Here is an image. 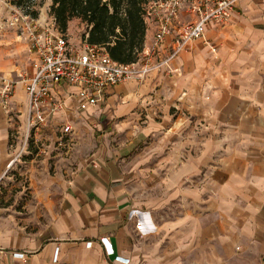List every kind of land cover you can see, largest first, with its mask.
I'll return each mask as SVG.
<instances>
[{"label":"crops","instance_id":"obj_1","mask_svg":"<svg viewBox=\"0 0 264 264\" xmlns=\"http://www.w3.org/2000/svg\"><path fill=\"white\" fill-rule=\"evenodd\" d=\"M10 31L0 89L2 76L34 70L28 41ZM26 101L19 83L15 109L0 103V264H264V0H237L160 71L60 111L36 141ZM152 187L180 206L159 222L141 199Z\"/></svg>","mask_w":264,"mask_h":264},{"label":"built area","instance_id":"obj_2","mask_svg":"<svg viewBox=\"0 0 264 264\" xmlns=\"http://www.w3.org/2000/svg\"><path fill=\"white\" fill-rule=\"evenodd\" d=\"M237 0H157L150 4L144 15L146 31L154 26L151 45H145L132 62L115 60L105 45L90 43L86 39L71 42L61 31L54 18L41 23L37 18L11 7L10 16L0 18V31L5 25L15 27L29 43L32 53V74H19L18 78L2 76L0 103L11 112L19 83L24 85L27 101L24 111L26 141L50 126L53 117L75 104L81 109L106 99L111 87L129 81H144L152 72L160 71L167 63L185 51L189 44L205 38L209 23L226 21ZM185 9L190 19L181 22ZM173 35V43L166 46V38ZM213 51L217 46L206 40ZM168 51L166 52V49ZM75 86L78 91L69 88ZM62 137L73 132L72 125L62 124ZM108 253L112 246L107 237L101 238ZM87 244H91L89 241ZM57 259V254L55 257Z\"/></svg>","mask_w":264,"mask_h":264},{"label":"trees","instance_id":"obj_3","mask_svg":"<svg viewBox=\"0 0 264 264\" xmlns=\"http://www.w3.org/2000/svg\"><path fill=\"white\" fill-rule=\"evenodd\" d=\"M45 0H9L32 18H38ZM157 0H52L50 14L58 28L67 32L79 19L86 25L83 39L105 45L119 62L135 61L145 48V13Z\"/></svg>","mask_w":264,"mask_h":264},{"label":"rangeland","instance_id":"obj_4","mask_svg":"<svg viewBox=\"0 0 264 264\" xmlns=\"http://www.w3.org/2000/svg\"><path fill=\"white\" fill-rule=\"evenodd\" d=\"M51 3H52V0H45L43 5L39 8L40 14H39V17L37 19L41 23L52 21V15L50 14ZM11 7L17 8L16 6L12 5L9 2V0H0V18L3 16L9 17L10 11L12 9ZM19 10L22 13H24L22 9H19ZM10 30L15 31L17 35L21 36L20 31L17 30L15 27L5 25L4 28L2 29V31H0V33H1L0 34V40L5 42V40L7 39V36H9L8 33L12 32ZM85 30H86V25L81 23V21L79 19H74L69 23L68 31L65 33L71 42L78 43L81 40H83V34H84ZM5 43H7V42H5ZM30 141H31V138H30ZM74 141L75 140H73L72 142H74ZM78 141H79V139H78ZM78 141H77V144H78ZM29 144L31 147H36L31 142ZM39 145H41L40 142H39ZM74 153H77V151H75ZM48 163H49L48 164L49 173L53 176H56L57 172H60V169H61L60 166L57 164L56 159L50 158ZM150 189H152L151 194H144V191H142L141 199H144V200L147 198L152 199V202H150L151 205H149V207H147V209L151 210L153 212V215H154L155 220L157 222H159V214L160 213L164 214L165 211L170 212L173 209H177L180 207V206H176L175 202L163 203V201H160L161 194H160V188L159 187H152ZM150 195H152V197Z\"/></svg>","mask_w":264,"mask_h":264}]
</instances>
